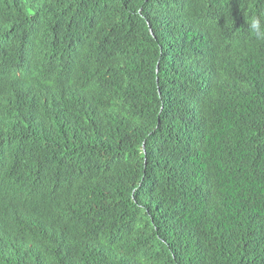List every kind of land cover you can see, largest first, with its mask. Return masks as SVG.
Segmentation results:
<instances>
[{"label":"trees","instance_id":"16d2710c","mask_svg":"<svg viewBox=\"0 0 264 264\" xmlns=\"http://www.w3.org/2000/svg\"><path fill=\"white\" fill-rule=\"evenodd\" d=\"M5 56L0 264H264V0H0Z\"/></svg>","mask_w":264,"mask_h":264},{"label":"clouds","instance_id":"9594fccd","mask_svg":"<svg viewBox=\"0 0 264 264\" xmlns=\"http://www.w3.org/2000/svg\"><path fill=\"white\" fill-rule=\"evenodd\" d=\"M257 22H252V28L255 30ZM10 56L0 58V114L4 112H13L20 109L23 105L27 104L33 99V94H28L22 88L17 86V75L13 68L7 66ZM5 68V70L3 69ZM57 187H63L59 184ZM59 189L55 190L57 193ZM55 195V194H54ZM40 205L41 210H46Z\"/></svg>","mask_w":264,"mask_h":264},{"label":"bare ground","instance_id":"6f19581e","mask_svg":"<svg viewBox=\"0 0 264 264\" xmlns=\"http://www.w3.org/2000/svg\"><path fill=\"white\" fill-rule=\"evenodd\" d=\"M60 32H61V31H60ZM60 32L53 33V36H54V37H58V35H59ZM62 32L65 33V34L70 35L67 31H62ZM78 41H79V39L76 41V44L73 46L74 49H75V48H78V46H79V45H77ZM80 49H81V48H80ZM81 51H82V49H81ZM90 51H91V50H89V52H90ZM80 56H83V52L81 53ZM113 58H114V60H115V62H116L117 64H120V63H121V57H120L119 54L115 55ZM116 71H119V68H118Z\"/></svg>","mask_w":264,"mask_h":264}]
</instances>
